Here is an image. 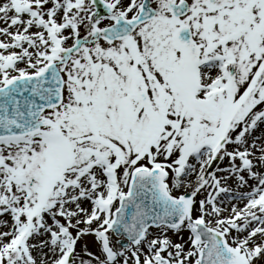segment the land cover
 <instances>
[{"label": "snow or ice", "instance_id": "6c2138e0", "mask_svg": "<svg viewBox=\"0 0 264 264\" xmlns=\"http://www.w3.org/2000/svg\"><path fill=\"white\" fill-rule=\"evenodd\" d=\"M0 264H264V0H0Z\"/></svg>", "mask_w": 264, "mask_h": 264}]
</instances>
